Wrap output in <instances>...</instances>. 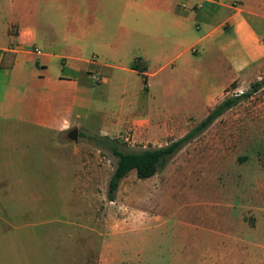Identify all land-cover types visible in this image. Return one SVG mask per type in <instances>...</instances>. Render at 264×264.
Here are the masks:
<instances>
[{"label":"rangeland","instance_id":"374dc122","mask_svg":"<svg viewBox=\"0 0 264 264\" xmlns=\"http://www.w3.org/2000/svg\"><path fill=\"white\" fill-rule=\"evenodd\" d=\"M178 75V92L198 87ZM161 77H149L151 95L134 105L153 123L173 101L172 94L164 96L167 76ZM90 79L80 95L91 107L65 130L0 125V264H264V87L225 111L151 177L128 172L110 201L117 158L90 136L104 127L106 103H129L144 83L132 71ZM249 86L229 85L219 100ZM46 87L26 77V90ZM195 116L147 132L126 127L113 137L123 151L163 146L202 113ZM74 127L76 142L66 136Z\"/></svg>","mask_w":264,"mask_h":264},{"label":"crops","instance_id":"0c3cea01","mask_svg":"<svg viewBox=\"0 0 264 264\" xmlns=\"http://www.w3.org/2000/svg\"><path fill=\"white\" fill-rule=\"evenodd\" d=\"M263 21L264 0H0V125L63 131L91 107L80 94L92 74L140 75L130 67L134 60L145 67L147 83L167 76L162 88L173 101L155 123L135 111L151 95L140 75L144 85L135 99L105 104L99 135L182 124L199 111L202 119L229 85L264 74ZM179 73L198 87L178 92ZM27 76L47 87L26 90Z\"/></svg>","mask_w":264,"mask_h":264},{"label":"trees","instance_id":"16d2710c","mask_svg":"<svg viewBox=\"0 0 264 264\" xmlns=\"http://www.w3.org/2000/svg\"><path fill=\"white\" fill-rule=\"evenodd\" d=\"M130 67L137 70L144 83H146V77L142 74L145 67L139 65L137 60H134ZM231 85H234V83ZM263 87L264 77L251 82L247 91L241 92L240 94L226 96L217 101L208 110L205 117H203L195 126L178 139L163 146L148 148L141 151H123L120 148V141L115 137L109 135L90 136L91 140H93L96 145L110 151L117 158L115 168L109 180L107 191L108 200H114L115 191L118 188L119 182L128 174V172L135 170L137 177L140 179L151 177L180 147L197 137L225 111L236 105L240 100L251 96Z\"/></svg>","mask_w":264,"mask_h":264},{"label":"water","instance_id":"95a60500","mask_svg":"<svg viewBox=\"0 0 264 264\" xmlns=\"http://www.w3.org/2000/svg\"><path fill=\"white\" fill-rule=\"evenodd\" d=\"M66 136H67L68 139L73 140V141L76 142L77 139H78V129H77V127H74L72 129L68 130L66 132Z\"/></svg>","mask_w":264,"mask_h":264},{"label":"built area","instance_id":"2783aa9c","mask_svg":"<svg viewBox=\"0 0 264 264\" xmlns=\"http://www.w3.org/2000/svg\"><path fill=\"white\" fill-rule=\"evenodd\" d=\"M34 50H35L36 52H40V50H39L38 48H34Z\"/></svg>","mask_w":264,"mask_h":264}]
</instances>
